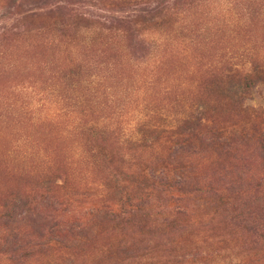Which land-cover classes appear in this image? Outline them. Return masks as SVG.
Wrapping results in <instances>:
<instances>
[{
  "label": "rangeland",
  "instance_id": "1",
  "mask_svg": "<svg viewBox=\"0 0 264 264\" xmlns=\"http://www.w3.org/2000/svg\"><path fill=\"white\" fill-rule=\"evenodd\" d=\"M249 1L16 0L9 11V0H0V208L35 190L45 174L62 186L55 197L68 221L86 218L92 207L118 208L154 169L177 177L188 167L200 182L199 193L158 191V211L187 213L176 233L102 221L79 253L61 247L19 263L8 255L0 264H264V152L257 138L248 139L250 130L264 135V68L240 105L209 83L221 57L246 50L252 34L264 36L262 19L248 29L239 21L245 4L264 0ZM158 6L153 20L147 13ZM117 18L129 24L116 25ZM249 48L264 62L263 44ZM96 76L110 80L97 83ZM200 112L209 132L191 158L168 130L180 114ZM225 129L238 139L230 154L212 142ZM14 144L31 150L26 162L6 155ZM115 186L123 194L110 195ZM16 228L1 236L33 231Z\"/></svg>",
  "mask_w": 264,
  "mask_h": 264
},
{
  "label": "trees",
  "instance_id": "2",
  "mask_svg": "<svg viewBox=\"0 0 264 264\" xmlns=\"http://www.w3.org/2000/svg\"><path fill=\"white\" fill-rule=\"evenodd\" d=\"M249 2H251V0ZM16 5V0H9L5 6V10L10 11ZM203 6L204 5H200L197 8H202ZM245 6L247 8H245ZM245 6H243L244 9L239 13V21H244L246 29L253 26L254 23H259L260 19H262V22L264 23V1L255 4L248 3L245 4ZM158 8L159 6L149 11L147 16L150 15V17L155 20L157 14H154L153 12ZM190 9L186 19L188 21H190L191 15H193L194 12H197L194 8H192V10L194 9L193 11ZM121 11L125 13L124 10ZM115 22L116 25L119 26L129 24L127 21L120 18L115 19L114 23ZM166 24L168 25L169 22L166 21L165 24H159V26L161 27ZM233 35L235 36L236 32H233ZM161 36L162 35H160V39L158 40L160 43ZM250 38L251 39L246 45V50L236 53L232 52V55L229 57H221L218 61L219 68L218 66H216V68L215 66L212 67V73L209 78V83L213 85V88L216 90L225 88L229 100L238 105L242 102L243 95L250 91L257 83L264 68L263 60L260 59L256 53L252 52L251 48H249L254 42H259L260 44H263L264 47V36L263 34H252ZM248 59L249 61H247ZM248 64H250V66H248ZM96 78V82L101 84H106L110 80L107 81L106 76H96ZM96 82L93 83L97 84ZM106 85H104V87ZM44 101H46V99H44ZM110 103H113L111 107L118 109L114 99H112V102ZM204 115L203 112H200V116L197 117H193L192 114L190 116L180 114L178 116L180 118L176 122L177 124L175 126H170L168 133L173 134L179 139V142L177 143L179 145L178 152H188L191 158L197 155L199 151V145L197 143L203 141L200 139V136L206 131L207 120H210ZM144 126L145 127L141 130H148L150 132L151 126H149V124H144ZM94 130V128H89L87 129V132H93ZM206 132L209 131L207 130ZM107 133L108 131H103L104 135ZM224 133L225 134H215V139H213L212 142L215 148L221 149L227 154H230L234 151L238 139H233V136L236 133L235 131L226 133L225 129ZM134 134L138 135L140 132L136 131ZM222 137H224L223 140ZM250 138H257L259 140L260 148L262 152H264V135H261L259 132L254 133L253 130H250L248 139ZM131 139L134 141L136 140L133 137ZM23 148L24 145L14 144L12 146V151L7 152L6 155L8 157L13 155L17 156L19 160L26 162L31 150L24 153L21 151ZM42 157L46 158L45 155ZM121 165H123V162H121ZM187 168L188 167H186L184 172L177 177H171L170 174H165L167 171L166 168H163L164 171L163 169H154L148 173L142 174L140 176L141 183H139L137 187V192L134 194L126 193L118 208H113L111 204H107L104 208L101 207L96 210L92 207L87 210V212H89L86 218L73 221H68L67 218H65L67 212L63 208V203L60 199L55 197V189L62 188V186H56L54 181L48 183L45 174L35 190H31L20 196L12 195L7 199V202L1 206L0 262L5 256L14 255L16 261L19 263L20 261L25 260L26 257L31 258L37 256L39 252L55 250L54 248L61 247L79 253L83 250V247L86 248V246L91 243L90 241L96 233L95 225L102 221L115 222L127 226H131L133 222H136V224H139L143 228H153L156 232H160V234L163 232L160 228H165L166 226L167 228L169 227L168 229L172 228V231L176 233L178 230L176 221L179 220L181 216L187 217L185 210L175 212L170 211L168 213L164 207L162 211H158L153 202L161 201L162 199V197L158 195L159 189L165 194H172L174 192H183L184 194L199 193L200 182H195L188 177L190 172L187 171ZM117 174L119 175V178H123L122 176L126 175V171L117 170ZM233 190H236V186H233ZM124 191L125 188L115 186L110 195L123 194ZM158 209L161 208L158 207ZM62 210L64 211V214L61 213ZM153 211H156L155 213L158 214L154 215L155 213L153 214ZM22 223L29 225L33 230L32 233H29L25 238L15 235H6L12 239V242L8 244V242L5 241L6 236H1L2 233H5L7 230H11L13 233L17 232L18 229L16 226ZM63 235L66 236L63 237ZM95 238L96 236L93 238L92 242ZM126 248L129 250L132 247ZM121 250L123 251V246L121 247ZM124 253H126L125 250ZM70 255L71 257L69 259H72V254ZM70 264H73V262H70Z\"/></svg>",
  "mask_w": 264,
  "mask_h": 264
}]
</instances>
